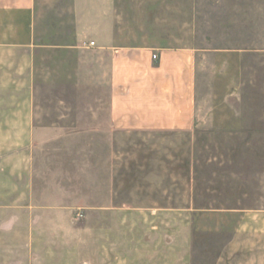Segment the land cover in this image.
<instances>
[{"label":"rangeland","instance_id":"374dc122","mask_svg":"<svg viewBox=\"0 0 264 264\" xmlns=\"http://www.w3.org/2000/svg\"><path fill=\"white\" fill-rule=\"evenodd\" d=\"M75 8L36 0L35 196L0 208V264H264V0H113L114 35L90 48ZM145 45L203 50L190 131L111 127L110 47ZM134 206L168 208L144 249Z\"/></svg>","mask_w":264,"mask_h":264},{"label":"crops","instance_id":"0c3cea01","mask_svg":"<svg viewBox=\"0 0 264 264\" xmlns=\"http://www.w3.org/2000/svg\"><path fill=\"white\" fill-rule=\"evenodd\" d=\"M35 4L36 0H0V208L7 211L23 207L27 196H35L30 180L28 184L26 181V133L42 131L33 106L36 51L41 49L36 42ZM74 4L76 35L80 43L84 42L79 46L90 48L88 41L82 39L90 35L109 44L114 35L113 0H74ZM110 48L108 116L113 129L186 132L195 127L201 63L198 51L203 50L148 45ZM221 50L215 51L224 52ZM231 52L234 51L226 50ZM99 208L113 213L119 209L106 204ZM129 210L140 212L146 219L141 220L146 236L142 233V243L135 245L136 249H144V245L153 244L147 239L148 234L151 237L153 229L163 230L164 221L157 220L161 223L158 226L153 219L168 208L134 206ZM133 224L138 225V218ZM110 228V239L116 241V220L111 221ZM163 237L161 231L162 249L169 244L166 238L164 246Z\"/></svg>","mask_w":264,"mask_h":264},{"label":"built area","instance_id":"2783aa9c","mask_svg":"<svg viewBox=\"0 0 264 264\" xmlns=\"http://www.w3.org/2000/svg\"><path fill=\"white\" fill-rule=\"evenodd\" d=\"M94 45V42L93 41H90L89 42V46H93ZM154 59L156 58V54H153V56H152Z\"/></svg>","mask_w":264,"mask_h":264}]
</instances>
